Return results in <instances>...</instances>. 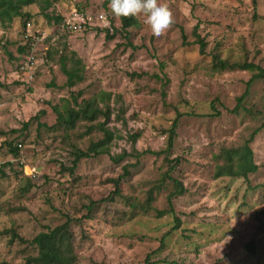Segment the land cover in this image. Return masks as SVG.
I'll list each match as a JSON object with an SVG mask.
<instances>
[{"label":"rangeland","instance_id":"rangeland-1","mask_svg":"<svg viewBox=\"0 0 264 264\" xmlns=\"http://www.w3.org/2000/svg\"><path fill=\"white\" fill-rule=\"evenodd\" d=\"M106 1L55 0L46 10L33 4L8 27L0 24V166L12 164L0 174V263L25 264L37 255L34 238L70 218L77 264H264V79L249 85L258 71L213 66L216 55L264 69V0H160L174 23L159 38L143 16L135 17L138 26L123 29ZM78 9L94 18L108 13L111 23L90 27L108 29L113 38L96 29L72 33L47 18L65 20ZM27 13L32 17L25 27ZM195 31L208 42L206 55L195 44ZM30 41L35 67L21 73L26 55L19 48ZM62 58L84 77L72 88ZM103 92L111 96L101 106H108L106 128L114 138L107 153L82 159L71 172L74 149L87 152L104 133L86 134L92 125L86 123L68 134L49 131L57 123L54 107ZM256 130L257 173L248 180L216 179L214 156L243 146ZM9 143L22 144L18 157ZM174 179L184 191L170 200ZM91 203L97 205L88 218ZM250 242L255 254L245 249Z\"/></svg>","mask_w":264,"mask_h":264},{"label":"trees","instance_id":"trees-1","mask_svg":"<svg viewBox=\"0 0 264 264\" xmlns=\"http://www.w3.org/2000/svg\"><path fill=\"white\" fill-rule=\"evenodd\" d=\"M55 0H0V24L2 26L8 27L7 23H10L13 21L14 17L20 16L21 10L24 9L27 6H31L33 4H39L44 8V10L47 9V7H50L52 3ZM110 0H107L105 5H109ZM79 12H85L83 10H79ZM108 14V13H107ZM109 15V14H108ZM24 17L27 18V21L25 22L24 26L27 27V22L31 19L32 15L30 13L24 14ZM48 19H55L57 23H63L64 18L63 17H56L53 18L47 15ZM109 21L110 20L109 18ZM122 21V28L127 30L128 28L135 27L139 25L138 20H136L135 17L133 18H125L121 17ZM60 23V24H61ZM111 23V22H110ZM198 28V27H197ZM88 29H96L99 31H105L108 33V39H112L109 35V30L102 28V30L98 27L92 28L90 26H86L84 30ZM113 29V28H112ZM195 36V44L199 46V51L201 55H206V48L208 47L207 40L202 37L200 33L197 31L194 32ZM31 47V41L30 43L27 42L25 46H21L19 48L20 53L23 55H30L29 48ZM66 58H62V67L64 70L65 75L67 76V86L70 88L74 87L78 81H83L84 77L80 74V70H78L75 67L69 68L65 66ZM23 64H21L20 71L21 73H24L21 70V67ZM213 66L215 70L219 71H226V70H235V69H242L247 71H258L255 76H253L252 80L248 83L251 85V83L255 79H264V69L260 66H257L252 63H245V64H229L223 60H221L218 56H213ZM109 98L111 99L110 94H104L101 93L99 95H96L93 98H90L88 100L83 99L81 103L78 102L77 97H74L73 100L65 99L64 103L59 107H54V112L57 114V123L52 127H47L49 131H55V130H64L67 134L69 131H75L77 129L78 124L86 123V124H92L88 126V131L86 134H91L95 129L99 130L100 132L104 133V138L96 143H93L87 152L82 151L79 148L74 149V156L75 159L73 161V167L70 168L71 172H74L77 168L79 162L82 159H86L98 154H103L108 152V148L110 143L112 142L114 138V133L111 132L109 129L106 128V123L110 120L111 114L108 110V106L102 107V101ZM245 99V97H240L238 99V106L235 108L233 112H237L238 109L242 106V102ZM180 116L177 117L172 127L169 129L170 138L168 142V150H170L173 147L177 126L180 121ZM37 118V117H35ZM34 119V118H33ZM33 119H31L27 124H25V127L29 126L30 123L33 122ZM101 119H104V122H100ZM264 128V124L262 126ZM261 130H256L251 135L250 139L240 147L236 148H222L218 154L214 156V159L217 162V166L215 169V175L214 177L216 179L222 178V177H232V178H244L245 180L249 179L250 175H253L257 173L259 170L258 165L255 162L254 152L251 147V144L254 142L256 136ZM139 136H135V140ZM21 143L18 145H13L12 143H9L8 146L10 147L11 153L14 155V157H18L20 154V149H22ZM154 155H160L161 152H149ZM124 159L123 157H120L119 160L114 159L115 163H118ZM180 159L176 158L174 161H170L169 164L172 165L171 170L175 169V167L178 166V161ZM11 167V163H6L4 166H0V174L4 176V168ZM124 177H128L130 175L129 166L124 167ZM28 181H31V178H26ZM120 179L115 180V185L117 187L116 195H119V185H120ZM174 182L177 185L176 192H173L170 195V200L181 196L183 194L184 188L183 185L176 179H174ZM111 201H114V198H111ZM153 195L150 194L148 197L147 207H142V211L148 213L151 208V203L153 201ZM132 200H127L126 205H129L131 208H135L136 203L131 202ZM97 204L91 203L87 208L88 214L86 215L88 218H91V212L96 207ZM172 206V205H171ZM170 212V211H169ZM172 212V211H171ZM158 215L162 217L165 215L164 212H158ZM74 220L67 218V221L65 224L57 226L53 229H50L48 232L40 233L38 236L34 238L32 241L33 245L35 246V249L37 251L36 256H29L25 260V264H77L79 262V256L77 254V247H76V239L75 234L72 230V223ZM179 227L175 226V229ZM169 236V233H165L162 236V243H161V249H164V242L166 238ZM245 249L251 253L255 254V246L253 242H250L245 245ZM148 259H150V256H148ZM149 260L147 261V264H149ZM3 264V263H0Z\"/></svg>","mask_w":264,"mask_h":264},{"label":"clouds","instance_id":"clouds-1","mask_svg":"<svg viewBox=\"0 0 264 264\" xmlns=\"http://www.w3.org/2000/svg\"><path fill=\"white\" fill-rule=\"evenodd\" d=\"M114 17H144V23L157 38L164 35L174 23L170 8L160 0H110Z\"/></svg>","mask_w":264,"mask_h":264},{"label":"built area","instance_id":"built-area-1","mask_svg":"<svg viewBox=\"0 0 264 264\" xmlns=\"http://www.w3.org/2000/svg\"><path fill=\"white\" fill-rule=\"evenodd\" d=\"M109 21V15L108 14H100L97 17H92L88 14H85V12H79L71 11L68 17L63 21L62 27L64 30H67L72 33L81 32L85 29L86 26L90 25H96V24H103L104 26H107ZM35 67V58L33 55H27L26 60L23 63V66L21 67V70L23 72H31L32 69ZM20 147H22L20 145ZM31 176L35 177V175L31 174Z\"/></svg>","mask_w":264,"mask_h":264}]
</instances>
